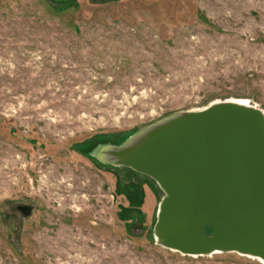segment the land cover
<instances>
[{
  "label": "rangeland",
  "instance_id": "obj_1",
  "mask_svg": "<svg viewBox=\"0 0 264 264\" xmlns=\"http://www.w3.org/2000/svg\"><path fill=\"white\" fill-rule=\"evenodd\" d=\"M234 98L264 110V0H0V264H264L160 245L157 183L95 156Z\"/></svg>",
  "mask_w": 264,
  "mask_h": 264
},
{
  "label": "water",
  "instance_id": "obj_2",
  "mask_svg": "<svg viewBox=\"0 0 264 264\" xmlns=\"http://www.w3.org/2000/svg\"><path fill=\"white\" fill-rule=\"evenodd\" d=\"M97 153L162 190L153 228L160 245L190 256L235 252L264 262L261 108L237 98L212 101L169 113Z\"/></svg>",
  "mask_w": 264,
  "mask_h": 264
},
{
  "label": "trees",
  "instance_id": "obj_3",
  "mask_svg": "<svg viewBox=\"0 0 264 264\" xmlns=\"http://www.w3.org/2000/svg\"><path fill=\"white\" fill-rule=\"evenodd\" d=\"M119 143H120V142H119ZM210 230H211L210 227L207 225V226H206V231L209 232Z\"/></svg>",
  "mask_w": 264,
  "mask_h": 264
},
{
  "label": "bare ground",
  "instance_id": "obj_4",
  "mask_svg": "<svg viewBox=\"0 0 264 264\" xmlns=\"http://www.w3.org/2000/svg\"><path fill=\"white\" fill-rule=\"evenodd\" d=\"M243 100V102H247V100L246 99H242ZM199 109V108H198ZM260 261H262V260H260Z\"/></svg>",
  "mask_w": 264,
  "mask_h": 264
}]
</instances>
